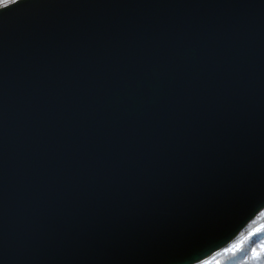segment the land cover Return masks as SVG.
Returning <instances> with one entry per match:
<instances>
[{
	"label": "water",
	"instance_id": "95a60500",
	"mask_svg": "<svg viewBox=\"0 0 264 264\" xmlns=\"http://www.w3.org/2000/svg\"><path fill=\"white\" fill-rule=\"evenodd\" d=\"M264 208V0L0 7V264H195Z\"/></svg>",
	"mask_w": 264,
	"mask_h": 264
},
{
	"label": "trees",
	"instance_id": "16d2710c",
	"mask_svg": "<svg viewBox=\"0 0 264 264\" xmlns=\"http://www.w3.org/2000/svg\"><path fill=\"white\" fill-rule=\"evenodd\" d=\"M16 0H0V7ZM195 264H264V208L224 248Z\"/></svg>",
	"mask_w": 264,
	"mask_h": 264
},
{
	"label": "snow or ice",
	"instance_id": "6c2138e0",
	"mask_svg": "<svg viewBox=\"0 0 264 264\" xmlns=\"http://www.w3.org/2000/svg\"><path fill=\"white\" fill-rule=\"evenodd\" d=\"M17 3H19V0H16Z\"/></svg>",
	"mask_w": 264,
	"mask_h": 264
}]
</instances>
